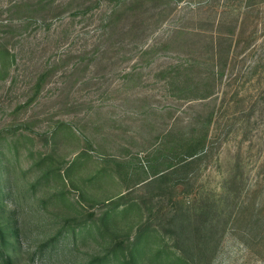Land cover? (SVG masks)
Instances as JSON below:
<instances>
[{"label":"rangeland","instance_id":"obj_1","mask_svg":"<svg viewBox=\"0 0 264 264\" xmlns=\"http://www.w3.org/2000/svg\"><path fill=\"white\" fill-rule=\"evenodd\" d=\"M98 262L264 264V0H0V264Z\"/></svg>","mask_w":264,"mask_h":264},{"label":"trees","instance_id":"obj_2","mask_svg":"<svg viewBox=\"0 0 264 264\" xmlns=\"http://www.w3.org/2000/svg\"><path fill=\"white\" fill-rule=\"evenodd\" d=\"M1 173L4 176V180H2V182H1L2 186L4 188H9L10 185H11V182H10L9 177L7 176V173H8L7 169L6 168H2ZM86 227H87V230H85V234H84L85 238L90 234V232H92V229H93L91 225H86ZM97 264H103V262H98Z\"/></svg>","mask_w":264,"mask_h":264}]
</instances>
